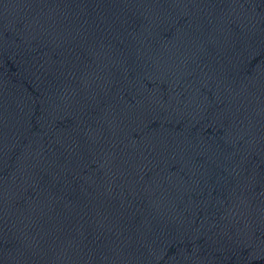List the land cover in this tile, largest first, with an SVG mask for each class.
<instances>
[{
	"label": "water",
	"instance_id": "95a60500",
	"mask_svg": "<svg viewBox=\"0 0 264 264\" xmlns=\"http://www.w3.org/2000/svg\"><path fill=\"white\" fill-rule=\"evenodd\" d=\"M264 229V0H0V264Z\"/></svg>",
	"mask_w": 264,
	"mask_h": 264
}]
</instances>
